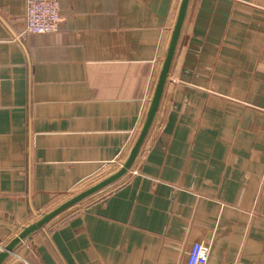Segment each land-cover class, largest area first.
Returning <instances> with one entry per match:
<instances>
[{
  "label": "crops",
  "instance_id": "0c3cea01",
  "mask_svg": "<svg viewBox=\"0 0 264 264\" xmlns=\"http://www.w3.org/2000/svg\"><path fill=\"white\" fill-rule=\"evenodd\" d=\"M21 34L0 0V249L124 163L181 0H58ZM264 264V0H191L162 99L127 174L2 264Z\"/></svg>",
  "mask_w": 264,
  "mask_h": 264
},
{
  "label": "water",
  "instance_id": "95a60500",
  "mask_svg": "<svg viewBox=\"0 0 264 264\" xmlns=\"http://www.w3.org/2000/svg\"><path fill=\"white\" fill-rule=\"evenodd\" d=\"M190 1L191 0H181L180 2L176 21H175V24L171 32V37H170V41H169L168 48L166 51V55L163 60L161 70L159 72L155 90H154L153 96L151 98V101H150V104H149V107L146 113L145 121L122 167L116 172L109 175L108 177L104 178L103 180L97 182L96 184L90 186L89 188L71 197L70 199L65 201L63 204L56 207L51 212L44 214L42 218H40L38 221L23 228V230L20 232V234H18L16 238L11 240L5 247L0 249V264L3 263V261L9 256V254L12 253L13 250L22 241L30 237L33 233H35L36 231H38L39 229L47 225L50 221H52L54 218H56L61 213L69 210L70 208L78 205L79 203L83 202L89 197L99 193L100 191L116 183L121 178H123L127 174V172L131 169L133 163L135 162L137 156L140 153V150L155 120V117H156V114H157V111H158V108H159V105L162 99L165 84L167 82L169 70H170L173 58L175 56V52L177 49L181 31H182V28L185 22V18L187 15Z\"/></svg>",
  "mask_w": 264,
  "mask_h": 264
},
{
  "label": "built area",
  "instance_id": "2783aa9c",
  "mask_svg": "<svg viewBox=\"0 0 264 264\" xmlns=\"http://www.w3.org/2000/svg\"><path fill=\"white\" fill-rule=\"evenodd\" d=\"M61 22L58 0H27L25 28L21 34L47 35L57 33ZM209 247L194 243L187 254V264H207Z\"/></svg>",
  "mask_w": 264,
  "mask_h": 264
},
{
  "label": "rangeland",
  "instance_id": "374dc122",
  "mask_svg": "<svg viewBox=\"0 0 264 264\" xmlns=\"http://www.w3.org/2000/svg\"><path fill=\"white\" fill-rule=\"evenodd\" d=\"M123 165V162L122 160L121 161H118V162H114L113 164H111L109 167H108V176L111 175L112 173L116 172L117 170H119ZM107 177V175H106Z\"/></svg>",
  "mask_w": 264,
  "mask_h": 264
}]
</instances>
